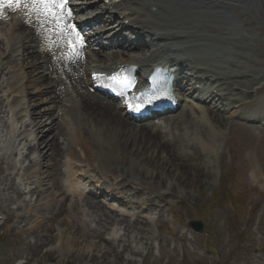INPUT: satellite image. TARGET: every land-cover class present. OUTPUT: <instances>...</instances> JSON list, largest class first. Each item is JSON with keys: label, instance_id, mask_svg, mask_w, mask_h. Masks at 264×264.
Listing matches in <instances>:
<instances>
[{"label": "bare ground", "instance_id": "6f19581e", "mask_svg": "<svg viewBox=\"0 0 264 264\" xmlns=\"http://www.w3.org/2000/svg\"><path fill=\"white\" fill-rule=\"evenodd\" d=\"M72 1L79 3L76 7H71V2L67 4L71 14L88 17L78 21L75 26L82 37L87 30L101 29L89 37H96L95 41L91 39L83 42L82 47L77 44L75 49L70 46V42L75 39L76 31H73L67 14L57 24L31 7L22 6L18 10L5 8L4 15L0 17V88L3 89L1 99L7 111L0 112V121L6 112V122L11 124L16 134L12 138H20L18 155L28 152L26 160H29L31 168L40 164L50 173L61 171L68 183L65 186L68 196L78 198L74 202L76 205H63L55 200L57 207L49 212L54 218L51 220L63 218L66 230L78 228V225L85 227V220L81 224L80 219H75L82 207L92 217L95 215L100 223L111 227V234H108L110 240H100L101 244L94 248L96 255L88 257L87 264H134L132 260L136 253L132 251L133 244L147 245L150 239L147 228L151 227L154 215L146 214L148 209L143 207L144 203H141L136 213L114 205L108 206L112 211H105L106 207L91 191L86 196L80 192V180L94 178L92 174H101L106 178L112 170H117L122 176L115 182L116 185H121L128 178L139 183L144 180L159 181L162 175H167V180L173 177L180 183L184 178L202 181L212 176V161L219 154L217 149L221 134L224 135V125L230 124L229 119L240 116L241 119H255L256 116L264 122V117L254 112V116L248 112L245 113L247 117L244 116L245 109L249 110L246 107L250 95L255 97L258 88L264 86V60L258 62L253 58L256 54L261 55V48H252V39L240 33L247 23V12L256 9L252 5L255 0H107L104 9L96 1ZM210 1H213L211 5ZM210 7L219 10V13L214 14V21L203 17L212 11ZM232 7L233 15L240 19L237 26L227 22L229 17L226 10ZM95 11L101 15L95 16ZM103 17L113 22L109 33L108 28L105 29ZM126 21L127 27L124 25ZM98 22L104 28L97 25ZM125 28L153 37L145 40L147 49L144 54H139L141 50L120 34ZM135 37L137 42L142 40L136 33ZM171 42H175L170 50H174L177 59L187 58V62H190L188 65L193 61V66L209 67L201 76L207 75L214 81L213 87L205 95L215 100L216 107H182L175 117H162V124H166L170 134H174L170 138L167 137L169 134H163L164 127L149 126V123L135 126L125 115L124 107L89 93L97 72L112 73L127 65L143 69L162 62L167 64L166 58L172 62L166 53L169 49L164 48ZM86 48L88 52L85 53ZM53 49L57 52L54 53ZM146 54H149L147 58ZM261 56L264 58V54ZM4 57H7L5 61L20 62V70L8 68L3 62ZM241 59L250 62L253 68L254 63H258L260 68L250 71L248 67L241 66ZM235 67L240 68L236 71ZM22 69H30L34 82L29 85L34 93L28 99H22L18 95L17 84H12L15 74H20L22 79L27 78L21 73ZM142 71H137L138 77ZM6 93L7 97L3 98ZM35 96L41 98L40 102H36ZM236 97L239 100L235 101ZM37 103L48 107L38 110ZM195 111L201 113L199 119L193 116ZM224 114H227V118ZM14 118L20 124L18 129L17 124L12 122ZM90 138L97 140V145L105 153H111L112 158L102 159L90 153L87 145ZM20 146L22 148L19 149ZM75 146L83 152L82 161L86 165L75 154ZM95 163L98 167L94 166ZM133 164L135 170L131 169ZM29 180L25 179L24 189L34 184H28ZM96 183L99 184V181ZM19 188V185L14 184L10 190L16 193ZM151 207L148 205V208ZM55 209L57 212L53 214ZM117 214L122 218L118 219ZM95 217L93 222L96 221ZM139 218L144 220L145 225ZM22 222L25 223L23 232L26 233V221L20 219ZM45 223L42 222L37 228L38 234H41ZM115 223H118V229H114ZM64 231L57 230V241L66 238L63 237ZM27 234L33 237L31 233ZM43 237L40 246L54 238L51 233Z\"/></svg>", "mask_w": 264, "mask_h": 264}, {"label": "rangeland", "instance_id": "374dc122", "mask_svg": "<svg viewBox=\"0 0 264 264\" xmlns=\"http://www.w3.org/2000/svg\"><path fill=\"white\" fill-rule=\"evenodd\" d=\"M234 20L239 21L234 16L227 22L235 23ZM243 33L253 40L250 43L252 48L259 46L260 54H264V7L247 12ZM261 55L256 54L253 58L262 62L264 58ZM243 64L250 71L258 68V63H254V68L245 61ZM24 71L29 74L28 69ZM27 80L30 81V78L23 80L24 86L32 83L30 81L28 84ZM26 88L24 97L26 93H29L27 98L32 97L33 89ZM256 96L264 105V87L257 91ZM35 98L36 102H40L41 98ZM37 104L38 110L47 106ZM224 116L227 118V115ZM232 121L233 124L224 125V135L221 134L222 140L220 138L217 149L219 154L212 161L210 178L202 181L184 178V181L177 183L173 177L169 178L171 182L167 180V175H162L159 181L154 179L134 183L125 177L121 185H115L124 197L126 209L130 208L136 213L144 203L143 207L148 209L146 214L154 215L150 224L152 228H147L150 232L147 245L133 244L132 251L136 253L132 260L134 264H264V182L257 181L255 172V177L251 175L253 168L258 167L264 178V130L256 129L253 124L241 125L238 121ZM9 134L10 128L5 119L1 120L0 264H87L88 257L96 255L94 248L101 244L100 240H110L108 234H111V227L100 223L95 215L96 221L93 222L92 214L82 207L75 219H80L81 224L85 220V227L78 225L79 229L66 230L63 218L51 220L54 218L49 212L57 207L55 200L63 205H76L74 202L78 198L67 196L65 186L68 183L61 171L50 173L40 164L31 168L24 155L17 156L20 138L14 143ZM90 139L87 144L90 153L102 159L112 158L111 153L109 155V152L102 151L97 140ZM74 152L82 161L80 147L75 146ZM94 166L98 167V164ZM133 168L134 164L131 166ZM106 176L113 184L122 177L117 170H112ZM26 178L30 179L28 183L34 184L24 191ZM14 184L20 187L16 193L10 190ZM148 205L152 207L148 208ZM120 208L125 210L123 206ZM104 210L112 211L108 208ZM56 212L57 209L53 214ZM117 216L118 219L122 218ZM20 219L26 221V233L23 232L25 223H20ZM190 220L203 222L202 234H196L187 227ZM44 221L46 226L39 229L41 234H38L37 228ZM139 221L145 225L144 220L139 218ZM115 224L114 229H118V223ZM58 229L65 230L63 237L66 238L62 241H57ZM27 233L33 237H28ZM47 233L54 238L40 246L43 235Z\"/></svg>", "mask_w": 264, "mask_h": 264}, {"label": "snow or ice", "instance_id": "6c2138e0", "mask_svg": "<svg viewBox=\"0 0 264 264\" xmlns=\"http://www.w3.org/2000/svg\"><path fill=\"white\" fill-rule=\"evenodd\" d=\"M68 0H0V17L4 15L5 8L18 10L22 6L24 8L31 7L33 10L42 13L46 18L50 17L57 24L61 18L67 14L71 16V11L67 8ZM75 31V26H73ZM83 46V37L79 32H76L75 39L70 42V46L75 49L76 45ZM113 79H116L115 77ZM119 83L130 84L129 81L121 80ZM139 110V106H136Z\"/></svg>", "mask_w": 264, "mask_h": 264}, {"label": "water", "instance_id": "95a60500", "mask_svg": "<svg viewBox=\"0 0 264 264\" xmlns=\"http://www.w3.org/2000/svg\"><path fill=\"white\" fill-rule=\"evenodd\" d=\"M190 225L193 226V227L197 226L198 228H196V229H198V231L201 230V224L200 223L190 224Z\"/></svg>", "mask_w": 264, "mask_h": 264}]
</instances>
